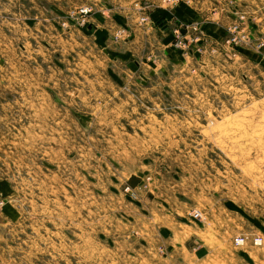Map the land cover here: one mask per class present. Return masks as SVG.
Returning <instances> with one entry per match:
<instances>
[{
  "label": "rangeland",
  "instance_id": "obj_1",
  "mask_svg": "<svg viewBox=\"0 0 264 264\" xmlns=\"http://www.w3.org/2000/svg\"><path fill=\"white\" fill-rule=\"evenodd\" d=\"M0 264H264V0H0Z\"/></svg>",
  "mask_w": 264,
  "mask_h": 264
},
{
  "label": "crops",
  "instance_id": "obj_2",
  "mask_svg": "<svg viewBox=\"0 0 264 264\" xmlns=\"http://www.w3.org/2000/svg\"><path fill=\"white\" fill-rule=\"evenodd\" d=\"M9 7V10H10V6H8ZM107 8H108V6H106ZM106 8V9H107ZM203 11H206V13L207 14H210V15H212V10L211 9H208V8H205ZM107 12V11H106ZM104 13V12H103ZM157 10H154V11H152L151 13H150V18H151V20L154 22V23H156V21H157V19L158 18H156V17H158L157 16ZM180 14V13H179ZM182 17H184V20H185V22H188V23H191V22H199V21H201L202 20V16H201V14L200 13H197V12H195L194 10H192V9H190V10H188V11H182ZM215 15V14H214ZM214 15H212V16H214ZM98 24L96 25V28L95 29H97V28H100V26H101V24L100 23H102V20H104V18H105V16H103V14H101V16H98ZM183 20V21H184ZM122 21V20H121ZM95 31V33H96V31L98 32V30H94ZM166 31V32H165ZM165 31H163L161 28H159V24L158 23H156L155 25H154V28H153V30H146L145 32H141V33H138L140 36H144V35H147V34H151L152 36H156V37H163L164 38V42H166L167 40H166V38H167V30H165ZM99 33V32H98ZM164 35V36H163ZM134 36L133 35H130V38L132 39ZM135 38V37H134ZM136 39V38H135ZM167 43H169V42H167Z\"/></svg>",
  "mask_w": 264,
  "mask_h": 264
},
{
  "label": "built area",
  "instance_id": "obj_3",
  "mask_svg": "<svg viewBox=\"0 0 264 264\" xmlns=\"http://www.w3.org/2000/svg\"><path fill=\"white\" fill-rule=\"evenodd\" d=\"M89 9H80L79 13H81L82 15H86L87 13H89ZM141 21H143V18H141ZM175 38H174V43H173V48L176 50H180L182 52H187V45L186 43L183 41V38L181 35L183 34H179L177 33V31H175ZM188 37V35H187ZM186 37V38H187ZM192 219H195L196 221H201L203 219V214L200 211H193L191 214ZM247 241V238L245 236H241V237H235L233 240V243L235 246H240L245 244V242ZM262 242L261 238L259 236L253 238L252 243L254 245H260Z\"/></svg>",
  "mask_w": 264,
  "mask_h": 264
},
{
  "label": "trees",
  "instance_id": "obj_4",
  "mask_svg": "<svg viewBox=\"0 0 264 264\" xmlns=\"http://www.w3.org/2000/svg\"><path fill=\"white\" fill-rule=\"evenodd\" d=\"M135 182H136L135 179H130V180H129V185H130V186H134Z\"/></svg>",
  "mask_w": 264,
  "mask_h": 264
}]
</instances>
